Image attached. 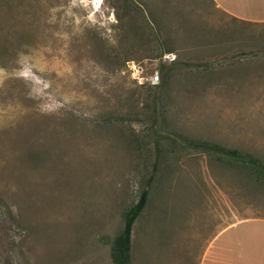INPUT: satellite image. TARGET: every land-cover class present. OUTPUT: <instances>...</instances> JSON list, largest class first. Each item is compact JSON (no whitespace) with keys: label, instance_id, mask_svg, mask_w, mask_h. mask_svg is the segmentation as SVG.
<instances>
[{"label":"rangeland","instance_id":"rangeland-1","mask_svg":"<svg viewBox=\"0 0 264 264\" xmlns=\"http://www.w3.org/2000/svg\"><path fill=\"white\" fill-rule=\"evenodd\" d=\"M133 1L0 0V264H113L146 188L131 264H198L215 228L264 215V182L184 143L264 162V24ZM143 16L173 51L125 34Z\"/></svg>","mask_w":264,"mask_h":264},{"label":"trees","instance_id":"trees-1","mask_svg":"<svg viewBox=\"0 0 264 264\" xmlns=\"http://www.w3.org/2000/svg\"><path fill=\"white\" fill-rule=\"evenodd\" d=\"M123 1L128 7L132 9L133 12L136 10V8L133 9L134 6H136L133 0ZM130 8L129 11H131ZM135 12L138 13L137 11ZM152 21H149L143 16L139 25L134 26L133 22H126V24H123L122 28L125 29L124 31L126 35H131L136 40L142 39L143 35L145 34V40L150 46V48L146 49V52L152 58H161L164 53H168L173 50L168 47V42L165 40V38L160 36L159 33L157 34L155 32L156 28H158L157 32L159 30L160 32L162 31L160 24H158L159 22L155 19H152ZM154 46H156V48H153ZM127 60L128 59L123 57V64ZM183 65L187 66V69L194 66L193 64L181 63L176 60H172L168 66L163 64V68L165 69V67H167L166 71L168 75L171 76L177 72L180 73ZM145 104L146 102L143 101L144 107ZM131 111L133 110L131 109ZM156 143H158V140H156ZM184 143L196 150H201L202 152L208 153L217 159H222L224 156L228 163L234 166V168L241 170L247 176L253 177L256 182H264V162L258 156L250 152L242 151L237 148H224L218 144L204 140L187 139L186 142L184 140ZM148 196L149 190L147 188L142 190L137 201L123 212V227L113 237L110 247V257L113 264H131V231L135 220L147 205Z\"/></svg>","mask_w":264,"mask_h":264},{"label":"crops","instance_id":"crops-1","mask_svg":"<svg viewBox=\"0 0 264 264\" xmlns=\"http://www.w3.org/2000/svg\"><path fill=\"white\" fill-rule=\"evenodd\" d=\"M244 22L264 24V0H213ZM198 264H264V215L247 216L214 229Z\"/></svg>","mask_w":264,"mask_h":264},{"label":"clouds","instance_id":"clouds-1","mask_svg":"<svg viewBox=\"0 0 264 264\" xmlns=\"http://www.w3.org/2000/svg\"><path fill=\"white\" fill-rule=\"evenodd\" d=\"M25 75H26V73H25Z\"/></svg>","mask_w":264,"mask_h":264}]
</instances>
